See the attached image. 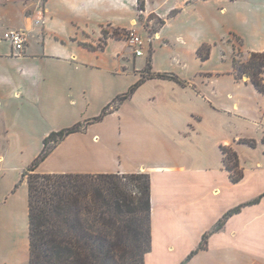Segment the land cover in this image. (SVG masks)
I'll use <instances>...</instances> for the list:
<instances>
[{"label": "crops", "instance_id": "crops-1", "mask_svg": "<svg viewBox=\"0 0 264 264\" xmlns=\"http://www.w3.org/2000/svg\"><path fill=\"white\" fill-rule=\"evenodd\" d=\"M154 2L139 10V0H0V264L30 263L23 173L46 137L79 123L85 130L62 139L36 172L148 173L152 244L144 264H264V93L235 78L222 44L236 35L247 52H264V0H175L164 12ZM151 14L161 26L147 69L137 62L148 45L135 56L124 32L138 23L142 35L140 18ZM178 22L174 37L167 30ZM9 30L26 35L22 53L4 37ZM205 43L212 47L202 60ZM162 48L183 60L182 69L155 66ZM129 73L125 87L139 85L119 101L125 93L109 90L114 77ZM97 95L100 106L89 115ZM115 132L137 152L116 150ZM223 147L237 156V182ZM257 198L212 232L226 213Z\"/></svg>", "mask_w": 264, "mask_h": 264}, {"label": "trees", "instance_id": "trees-1", "mask_svg": "<svg viewBox=\"0 0 264 264\" xmlns=\"http://www.w3.org/2000/svg\"><path fill=\"white\" fill-rule=\"evenodd\" d=\"M139 10L145 0H139ZM173 14H175L173 12ZM235 37H238L234 35ZM239 38V37H238ZM241 39V38H239ZM211 44L199 47L202 60L210 57ZM233 55L236 79L249 78L264 93V52H249L246 60ZM151 60L147 69L151 68ZM153 76L184 83L175 74L157 73ZM139 83L119 96L129 97ZM111 105L94 118L98 121ZM89 123V122H88ZM79 123L71 128L52 132L44 139V148L23 173L29 185L30 263L29 264H144L151 250L150 175L145 172L119 173H38L36 168L67 135L85 130ZM251 146L255 141H245ZM228 148L223 147L231 179H242L237 156L234 162ZM31 173V174H29ZM260 198L242 204L224 215L212 232L219 230L225 220L242 206L257 203ZM205 235L200 244L204 248ZM191 257V256H189Z\"/></svg>", "mask_w": 264, "mask_h": 264}, {"label": "rangeland", "instance_id": "rangeland-1", "mask_svg": "<svg viewBox=\"0 0 264 264\" xmlns=\"http://www.w3.org/2000/svg\"><path fill=\"white\" fill-rule=\"evenodd\" d=\"M262 2H263V0H262ZM161 3H163V4H161ZM174 4H175V0H155V2H154L155 6L161 5V11L162 12L171 8V6H173ZM140 20H141V22L139 23V26L141 28V33H142L143 37L146 39L147 45H148L146 55L143 57H140L138 59V62H137L138 65L142 66V65L148 64V57L150 56V53L153 50V45H152L154 42V39H153L154 34L153 33H154L156 28H159L161 26V22L156 19L154 14L149 15V17L146 20H144L142 18H140ZM136 24L138 25V23H136ZM181 24L182 23H180V22L174 23L168 28L167 31L169 32L170 35L175 37L176 33H180V31H181L180 30ZM192 25L195 28H198V27H200L201 24L194 21L192 23ZM128 29L124 32V37H126ZM117 34H119V32H117ZM239 38L235 37L234 35H229L227 37V39L222 40V44L226 47V49L229 50V52H230V54H232V56L237 54L239 51H241L242 54L237 56L238 59L246 60L249 57V52H247L245 49H243V41ZM128 49L130 52H131V50L133 51L132 47H129ZM217 52H218V55H217V61H218V57H220L219 52H221V51H217ZM177 57L178 56L173 57V54H171V53L169 54V50L166 48L159 49L158 55L156 56V59H155V66L163 67V68H177V69L180 68V69H182V67H183L182 65H184V64H181V63H184V62H182L183 61L182 59L181 60L177 59ZM146 61H147V63H146ZM123 63H125V62H123ZM262 77H264V74L262 75ZM133 79H134V76L131 73H129L127 75L124 74L123 76H119V77H114L113 86L109 90L110 94L113 95L112 92L114 93V95H116L117 92L126 93L129 89L126 88L125 86L129 82H132ZM99 91H100V93L97 92V94L99 96H102L101 95L102 89L99 88ZM98 95H97V97H95L92 100V104H91L92 107L89 109V112H87V114L92 115L91 112L93 113V111L95 112L96 108L97 109L99 108L101 100H100V97ZM116 105H117V103H115L113 105V107H116ZM114 138H115V141L118 144H120V145L114 146V148L116 150H119L120 152L129 154V156L133 155L134 153L137 152V147L134 146L133 142L131 140H129V138L127 136H123L119 132H115ZM230 155H231L232 160H233L232 162H234L235 159H234L232 151H230ZM29 174H31V173H29Z\"/></svg>", "mask_w": 264, "mask_h": 264}, {"label": "built area", "instance_id": "built-area-1", "mask_svg": "<svg viewBox=\"0 0 264 264\" xmlns=\"http://www.w3.org/2000/svg\"><path fill=\"white\" fill-rule=\"evenodd\" d=\"M136 23L133 24L127 31L125 40L127 44L133 48L135 56H142L147 45L146 39L140 34L136 28ZM4 37L11 42L15 54H20L25 48L26 35L20 30H9Z\"/></svg>", "mask_w": 264, "mask_h": 264}]
</instances>
